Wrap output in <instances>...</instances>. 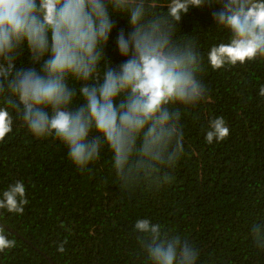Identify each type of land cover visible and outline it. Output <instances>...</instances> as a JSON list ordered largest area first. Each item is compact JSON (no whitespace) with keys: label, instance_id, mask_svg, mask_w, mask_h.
<instances>
[{"label":"clouds","instance_id":"1","mask_svg":"<svg viewBox=\"0 0 264 264\" xmlns=\"http://www.w3.org/2000/svg\"><path fill=\"white\" fill-rule=\"evenodd\" d=\"M195 12L207 16V31L199 21L183 29ZM257 63L264 0H0V142L19 129L51 137L79 172L107 157L122 195L159 190L186 155L185 118L199 120L195 110L208 99L205 70ZM256 95L264 100V84ZM230 132L214 113L202 126L207 145ZM28 203L23 178L0 188V212L22 215ZM132 232L139 264H201L196 244L149 216ZM247 232L264 253V213ZM15 247L0 228V253Z\"/></svg>","mask_w":264,"mask_h":264},{"label":"trees","instance_id":"2","mask_svg":"<svg viewBox=\"0 0 264 264\" xmlns=\"http://www.w3.org/2000/svg\"><path fill=\"white\" fill-rule=\"evenodd\" d=\"M195 21L202 31L210 26L195 12L183 29L194 31ZM203 78L208 99L195 110L199 120L185 118L186 155L159 190L122 195L107 157L79 172L51 137L36 140L19 129L0 142V188L23 178L29 199L22 215L0 212V228L16 241L0 264H139L132 227L143 216L196 244L201 264H264L247 232L264 213V100L256 95L264 63L206 69ZM209 113L223 115L231 130L219 144L203 141ZM61 241L63 254L56 251Z\"/></svg>","mask_w":264,"mask_h":264}]
</instances>
